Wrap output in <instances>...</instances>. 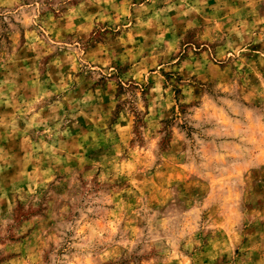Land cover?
<instances>
[{"label": "rangeland", "instance_id": "rangeland-1", "mask_svg": "<svg viewBox=\"0 0 264 264\" xmlns=\"http://www.w3.org/2000/svg\"><path fill=\"white\" fill-rule=\"evenodd\" d=\"M0 264H264V0H0Z\"/></svg>", "mask_w": 264, "mask_h": 264}]
</instances>
